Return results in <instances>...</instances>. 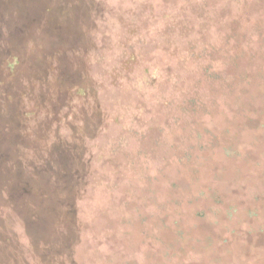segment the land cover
Segmentation results:
<instances>
[{
	"label": "trees",
	"instance_id": "trees-1",
	"mask_svg": "<svg viewBox=\"0 0 264 264\" xmlns=\"http://www.w3.org/2000/svg\"><path fill=\"white\" fill-rule=\"evenodd\" d=\"M262 149L264 0H0V264H264Z\"/></svg>",
	"mask_w": 264,
	"mask_h": 264
},
{
	"label": "rangeland",
	"instance_id": "rangeland-1",
	"mask_svg": "<svg viewBox=\"0 0 264 264\" xmlns=\"http://www.w3.org/2000/svg\"><path fill=\"white\" fill-rule=\"evenodd\" d=\"M247 137H249V136H247ZM247 137H245L244 138V140H245V142H248V144L251 142V140H249V138H247ZM261 152H262V154H263V156H264V149H262L261 150ZM263 173H264V168H263ZM253 186H251V185H248V189H250L249 191H248V196L250 197V198H252L253 197V195H254V193H255V190L252 188ZM264 187V181H263V183H262V188ZM263 219H264V206H263Z\"/></svg>",
	"mask_w": 264,
	"mask_h": 264
}]
</instances>
